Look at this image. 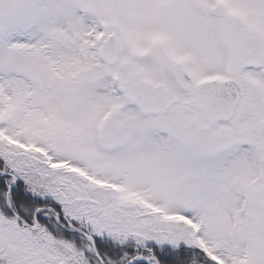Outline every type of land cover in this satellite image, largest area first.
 <instances>
[{
	"label": "snow or ice",
	"instance_id": "snow-or-ice-1",
	"mask_svg": "<svg viewBox=\"0 0 264 264\" xmlns=\"http://www.w3.org/2000/svg\"><path fill=\"white\" fill-rule=\"evenodd\" d=\"M0 264H264V0H0Z\"/></svg>",
	"mask_w": 264,
	"mask_h": 264
}]
</instances>
